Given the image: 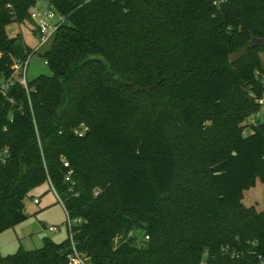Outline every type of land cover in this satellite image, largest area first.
Masks as SVG:
<instances>
[{"label":"trees","instance_id":"trees-1","mask_svg":"<svg viewBox=\"0 0 264 264\" xmlns=\"http://www.w3.org/2000/svg\"><path fill=\"white\" fill-rule=\"evenodd\" d=\"M47 2L66 23L24 86L8 28L36 0H0V234L45 184L81 223L0 264H264L242 202L264 184V0Z\"/></svg>","mask_w":264,"mask_h":264},{"label":"rangeland","instance_id":"rangeland-1","mask_svg":"<svg viewBox=\"0 0 264 264\" xmlns=\"http://www.w3.org/2000/svg\"><path fill=\"white\" fill-rule=\"evenodd\" d=\"M33 30H35L34 25L31 23L23 26L12 25L8 28V34L12 38L21 34L25 44L34 49L38 46V40ZM46 50L47 48H43L41 55H34L30 58L25 74L27 82L40 75H51L43 57ZM262 61L264 64V54ZM16 77L20 78L19 74ZM261 102L264 104V100ZM253 122H264V106L260 113L249 119V124ZM49 186V184H45L34 190L26 200V213L28 215L26 221L0 234V255L2 257L16 254L20 250L42 249L45 246V238L56 243H61L68 238L67 214ZM35 199H38L40 203L35 204ZM242 202L246 207H255L259 212H264V184L258 180L254 187L244 191ZM51 228H56L57 231H51ZM42 235L45 238L41 237Z\"/></svg>","mask_w":264,"mask_h":264},{"label":"built area","instance_id":"built-area-1","mask_svg":"<svg viewBox=\"0 0 264 264\" xmlns=\"http://www.w3.org/2000/svg\"><path fill=\"white\" fill-rule=\"evenodd\" d=\"M31 18L35 23L34 29L35 33L37 34L38 38V46L33 49L34 55H41V50L43 48H50L53 43V40L60 29V27L66 23V18L57 12L53 11L49 8L47 0H36V6L34 7ZM31 56V57H32ZM30 57V58H31ZM30 58L24 63L17 64V70L20 78L19 81L22 85L27 86V80L25 79V74L29 65ZM21 73V75H20ZM24 76V77H23ZM260 116V114H259ZM252 125H256L257 123H250ZM87 129L80 130L78 132L79 136H83L86 133ZM249 132V129L246 130V133ZM8 157V150H5L0 155V165L6 162ZM65 167H69L67 162L64 163ZM71 172L69 173L70 176ZM67 180L69 181L70 178L68 177ZM52 188V187H51ZM52 191L55 193L54 189ZM56 194V193H55ZM58 201L60 200L58 195L56 194ZM35 204H39L40 201L38 199L34 200ZM67 214V229H68V236L70 240L74 241V232L73 229L81 223V220H73L70 218L68 212L65 210ZM51 231H57L56 228H51ZM70 264H88V260L81 254H79L75 249L73 255L70 257Z\"/></svg>","mask_w":264,"mask_h":264},{"label":"crops","instance_id":"crops-1","mask_svg":"<svg viewBox=\"0 0 264 264\" xmlns=\"http://www.w3.org/2000/svg\"><path fill=\"white\" fill-rule=\"evenodd\" d=\"M33 33H34V35H35V37L37 38V34L35 33V31L33 30ZM37 40H38V38H37ZM50 188H51V186H49ZM51 191H52V188H51ZM54 193V192H53ZM55 194V193H54ZM55 196H56V194H55ZM57 197V196H56ZM36 200V199H35ZM58 200V199H57ZM41 237H43V238H45L43 235L41 236Z\"/></svg>","mask_w":264,"mask_h":264}]
</instances>
